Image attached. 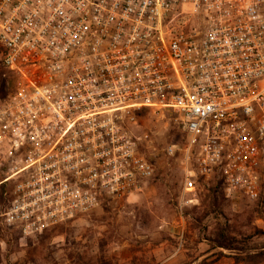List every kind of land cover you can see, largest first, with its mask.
<instances>
[{
	"label": "built area",
	"instance_id": "2783aa9c",
	"mask_svg": "<svg viewBox=\"0 0 264 264\" xmlns=\"http://www.w3.org/2000/svg\"><path fill=\"white\" fill-rule=\"evenodd\" d=\"M0 227L40 237L150 186L151 115L186 190L264 198V0H0ZM146 128V125H144Z\"/></svg>",
	"mask_w": 264,
	"mask_h": 264
},
{
	"label": "rangeland",
	"instance_id": "374dc122",
	"mask_svg": "<svg viewBox=\"0 0 264 264\" xmlns=\"http://www.w3.org/2000/svg\"><path fill=\"white\" fill-rule=\"evenodd\" d=\"M167 118L143 120L155 167L148 188L28 241L0 227V264H264V202L232 201L220 188L205 201L208 183L186 190L180 150H164L184 136Z\"/></svg>",
	"mask_w": 264,
	"mask_h": 264
},
{
	"label": "trees",
	"instance_id": "16d2710c",
	"mask_svg": "<svg viewBox=\"0 0 264 264\" xmlns=\"http://www.w3.org/2000/svg\"><path fill=\"white\" fill-rule=\"evenodd\" d=\"M14 86H15V76H14V74L12 72H10V71L5 70V69H4L3 72H0V95H1L0 97H5L8 93L12 92L13 89H14ZM183 140H185V139H183ZM200 183L202 185L205 184V183H203V179H199V184ZM211 183H213V184H211ZM208 184L211 185V186L206 189L207 197H206L205 201L209 200V198L212 197L214 195L215 191H217L219 188L221 190V182L219 180H217L216 178L211 180ZM9 188H10V184H4V185H2L0 187V204H4L5 199L3 197V193L5 192V190H7ZM263 202H264V198L263 197H261L258 201H256V203H259V204H262ZM211 204L208 203V205L206 207L207 208L212 207ZM60 227H62V226H59V227L53 229L52 231H55V230H57ZM50 232H46L44 235H47ZM215 236H216L217 239L212 241V242L215 243L216 246H220V242L218 241V239L222 240L224 238V230H222V229L221 230H217ZM248 261L252 262L253 261V257L252 256L248 257Z\"/></svg>",
	"mask_w": 264,
	"mask_h": 264
}]
</instances>
